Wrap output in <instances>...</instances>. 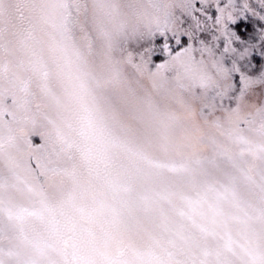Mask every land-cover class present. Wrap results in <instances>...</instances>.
<instances>
[{"label":"snow or ice","instance_id":"1","mask_svg":"<svg viewBox=\"0 0 264 264\" xmlns=\"http://www.w3.org/2000/svg\"><path fill=\"white\" fill-rule=\"evenodd\" d=\"M0 264H264V0H0Z\"/></svg>","mask_w":264,"mask_h":264}]
</instances>
